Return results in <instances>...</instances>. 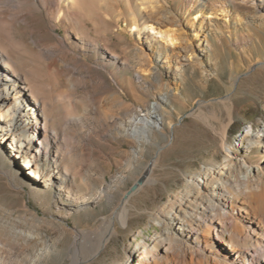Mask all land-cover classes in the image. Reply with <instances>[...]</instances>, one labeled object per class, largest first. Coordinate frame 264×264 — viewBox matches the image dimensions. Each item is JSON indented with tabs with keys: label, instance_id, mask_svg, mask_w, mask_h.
I'll list each match as a JSON object with an SVG mask.
<instances>
[{
	"label": "bare ground",
	"instance_id": "1",
	"mask_svg": "<svg viewBox=\"0 0 264 264\" xmlns=\"http://www.w3.org/2000/svg\"><path fill=\"white\" fill-rule=\"evenodd\" d=\"M182 1L191 6L184 11L185 15L203 3ZM243 1L255 8L251 20L264 26V0ZM78 2L0 0V157L7 156L22 165L33 189L40 194L53 189L61 207L54 205L66 211L64 217L103 201L111 202L113 190L123 182L121 174L107 182L103 173L81 167L84 144L92 133L103 130L102 137L128 138L133 143L127 161L129 168L144 146L155 144L152 136L161 133L164 114H168L163 105L170 104L169 91L177 90V80H183L185 70L202 69L214 74L210 63L193 49L187 34L207 41L212 30L217 32L211 21L205 25L195 21L199 16L186 21L184 28L188 32L185 31L177 14L161 0H141L135 4L136 11L130 10L133 18L127 25L138 35L140 45L125 52V56L143 67V73L155 72L158 77L161 72L156 67L155 55L163 57L167 70L162 74L167 82L159 83L162 93L154 96L153 103L136 105L127 117L114 118L105 113L97 118V108L104 105L95 100L94 84L99 85L103 79L94 77L92 64L80 61L79 56L97 46L106 49L111 57L115 54L98 35L96 39L90 38L83 31L84 24H79L75 17ZM125 3L128 8L130 3ZM37 23L43 25L41 33ZM26 28L31 43L19 36L20 29ZM59 28L65 32L61 39L54 36ZM71 34L79 53L68 42ZM36 35L40 37L35 39ZM49 37L53 41H43ZM40 67L61 73L67 89L74 94L81 90L58 106L57 116L50 113V108L58 97L36 74L35 69ZM77 102L83 104L81 113L73 111ZM109 124L111 127L106 128ZM220 138L222 161L187 174L184 187L169 195L151 215L159 230L150 237L136 233L145 237L137 243H127L125 257L113 264H264V127L254 132L250 126L239 135L238 154L227 144L225 132ZM251 156L257 161L253 162ZM64 159L78 160L80 166L73 167ZM155 161L150 165L154 166ZM139 179L142 184L152 182L150 168ZM77 180L83 187L81 193L74 191ZM128 203V198L122 199L92 229H73L69 248L74 251V258L69 264L92 261L101 253L118 234L117 223L128 221ZM43 224L55 227L53 220L11 211L0 204V264H45L57 252V244L67 231L58 225L59 239L53 240L41 231Z\"/></svg>",
	"mask_w": 264,
	"mask_h": 264
},
{
	"label": "rangeland",
	"instance_id": "2",
	"mask_svg": "<svg viewBox=\"0 0 264 264\" xmlns=\"http://www.w3.org/2000/svg\"><path fill=\"white\" fill-rule=\"evenodd\" d=\"M161 1L177 14L181 27L187 32L184 24L194 21L196 16L199 17L195 21H203L204 25L211 21L213 28L217 26V32L212 30L207 35L208 42L204 37L193 39L190 33L187 34L193 49L210 63L214 74L203 72L202 69L185 70L183 80H177V90L169 91L170 104L163 105L168 114H164L161 133L156 132L152 136L155 144L144 146L137 161H133L129 168L127 161L133 143L128 138L102 137L103 130L101 133H92L84 144L81 167L83 170L92 167V170L103 173L107 182L113 176H124L123 182L113 190L111 202L103 201L64 217L66 211L58 210L54 205L61 207L53 189L44 195L40 194V191L33 189L22 165L7 156L0 157V204L11 211L28 212L53 220L55 227L43 224L41 229L53 240L59 239L58 225L67 231L57 244V252L52 253L45 264L71 263L74 251L69 247L73 241L70 235L73 229H92L104 216L110 215L113 207L122 199L128 198V221L125 224L117 223L118 234L110 239L95 259L81 264H113L121 261L125 257L127 243H137L159 230L151 215L169 195L184 187L187 174L199 171L207 164L222 161V132L226 134L227 144L238 154L239 135L250 126L254 132L264 127V26L251 20L255 15L253 4H246L243 0H202L203 3H199L190 15H185L184 11L191 9L188 3L182 0ZM125 2L127 0H79L76 7L75 17L79 24H84L83 31L90 38L96 39L98 35L108 50L115 54V57H111L106 49L97 46L96 50L79 56L80 61L92 64L94 77L103 79L99 85L94 84L95 100L103 101L104 105L97 108V118H102L105 113L114 118L127 117L136 105L153 103L154 96L162 93L159 83L167 82V77L162 74L167 70V62H164L163 57L155 55L158 60L156 67L161 72L158 77L155 72L143 73V67L125 56V52L140 45L138 35L129 29L127 21L133 18L130 10L135 12V4L141 0H128V8ZM182 4L185 6L182 7ZM36 27L41 33L43 25L37 23ZM28 33V28L20 29L19 36L25 43L32 42ZM64 34L59 28L54 36L61 39ZM70 36L68 42L79 53L78 43H73L74 35ZM39 37L36 35L35 39ZM43 41L51 42L53 38ZM159 43L164 45L163 41ZM161 45L156 46L163 49ZM35 72L47 84L48 90L58 97V102L50 108V113L57 116L55 110L74 93L67 89L61 73H52L50 69L42 67L36 68ZM76 91L75 96L81 92L80 89ZM73 108L74 112L81 113L83 104L77 102ZM110 127L111 124L106 128ZM251 158L253 162L257 161L255 157ZM154 159L155 164L151 166ZM73 161L64 159L73 167L80 166L78 160ZM149 168L152 182L137 185V180ZM76 183L74 191L81 193L83 187L78 180ZM134 185L137 186L132 190ZM139 231L145 236H137Z\"/></svg>",
	"mask_w": 264,
	"mask_h": 264
},
{
	"label": "water",
	"instance_id": "3",
	"mask_svg": "<svg viewBox=\"0 0 264 264\" xmlns=\"http://www.w3.org/2000/svg\"><path fill=\"white\" fill-rule=\"evenodd\" d=\"M137 184H138V185L142 184V180L139 179V180L137 181ZM136 186H137V185H134V186L132 187V190H134V189L136 188Z\"/></svg>",
	"mask_w": 264,
	"mask_h": 264
}]
</instances>
